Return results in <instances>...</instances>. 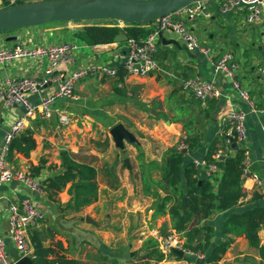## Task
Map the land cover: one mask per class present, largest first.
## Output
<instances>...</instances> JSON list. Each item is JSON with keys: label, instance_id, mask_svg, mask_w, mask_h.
Masks as SVG:
<instances>
[{"label": "crops", "instance_id": "crops-1", "mask_svg": "<svg viewBox=\"0 0 264 264\" xmlns=\"http://www.w3.org/2000/svg\"><path fill=\"white\" fill-rule=\"evenodd\" d=\"M4 3L8 4L7 0H0V9ZM206 8L210 14L208 19L183 21L214 56L225 52L233 55L240 65L236 80L247 92L250 103L239 97L225 74H214L204 55L188 52L170 32H164L158 40L155 54L158 69L155 73L146 77L125 75L122 81H118L117 76L95 74L79 81L75 87L77 100H58L53 104L51 118L44 119L37 113L25 123L23 130L32 131L35 148L27 158L14 154L9 163L14 168L29 171L38 167L39 173L33 176L43 182L59 171V153L66 150L77 161L91 164L96 169L97 198L75 212L66 208L69 201L67 187L56 194L44 191L38 195L15 182L1 186L0 236L4 239L9 260L16 261L18 253L8 233V205L23 199L31 200L45 216L44 221L28 232L31 246L28 257L32 262V235L38 236L44 247L54 250L49 259L64 256L78 264H126L132 259L138 260L143 255L146 240L155 241L156 236L174 231L168 211L177 196H173L164 208H158L161 199L169 194L159 188L161 167L167 150L177 149L180 140L190 137L197 140L198 148L193 152L186 148L182 152L184 164L204 160L212 143L215 153H222L220 160L234 156L240 149L247 153L249 174L260 183L250 177L243 178L244 196L235 207L210 215L204 213L199 222L194 218L188 229L211 227L212 247L230 240L220 264H261L257 248L250 245L243 233L223 235L222 228L230 214L254 207L264 208V74L259 71L264 67V17L256 24L247 25L240 13L220 14L216 0H208ZM89 25L93 24L85 21L52 22L4 32L0 33V47L71 43L77 46L72 67L104 65L116 70L122 67L127 52L123 35L109 44L113 46L110 51L97 54L92 47L73 36L74 32ZM143 27L151 31L153 23ZM45 67L46 61L43 60L10 61L0 66V89L6 80L44 78ZM69 68L60 70L64 74ZM190 77L214 83L221 96L200 104L181 91V83ZM56 86L49 83L40 94L29 95L28 100L37 105ZM231 110L245 114L246 141L237 145V149L233 144L225 145L223 136V119ZM23 113L20 106L1 109L0 147L10 125ZM59 113L70 119L65 128L59 126ZM117 125H122L130 137L121 144L111 136V130ZM125 159L128 168L123 164ZM204 171L202 167L197 168L198 177L211 179L215 193L221 170L209 178ZM204 222L206 225L203 226ZM257 231L258 246H264V230L259 227ZM180 237L184 244L185 238ZM187 258L172 253L164 255L162 261L150 264H193Z\"/></svg>", "mask_w": 264, "mask_h": 264}, {"label": "built area", "instance_id": "built-area-1", "mask_svg": "<svg viewBox=\"0 0 264 264\" xmlns=\"http://www.w3.org/2000/svg\"><path fill=\"white\" fill-rule=\"evenodd\" d=\"M23 0H7L9 6L16 5ZM208 0L196 1L179 10L165 15L153 21L152 30L139 41L128 39L125 42L127 52L122 62L125 75L146 77L155 73L158 69L155 60L158 40L164 32L174 34L184 45L188 52H198L207 58L208 64L214 74H225L230 80L234 90L239 97L250 103L246 91H244L236 80V73L240 69L233 55L225 52L220 56H214L211 50L202 45L197 36L192 33L184 23L183 19L194 21L197 19H208L210 17L206 8ZM24 3V1H23ZM217 9L220 14L227 15L240 13L247 25H253L264 17V0H216ZM151 24V23H150ZM77 46L71 43H61L49 46L23 47L14 45L11 47H0V66L17 59H28L46 61L44 78L34 79L22 77L6 80L0 89V111L2 108L20 106L23 108V115L16 119L6 131L0 147V187L8 183H19L29 191L41 195L44 192L43 183L35 178L29 169L14 168L8 161V148L11 140L18 136L24 129L25 123L35 117L37 113L49 119L53 114V104L58 100H77L75 87L77 83L90 75H103L114 78L117 70L104 65H89L87 67H72L75 63V52ZM70 67L64 74L60 70ZM72 67V68H71ZM264 74V67L259 70ZM49 83H55V90L41 98L37 105L28 100L29 95L40 94ZM181 91L191 95L200 104L204 105L210 100L221 96L220 90L212 82H205L198 77H190L181 83ZM60 127H67L70 119L63 113L58 114ZM245 114L242 111H229L224 119L225 130L223 133L225 145L242 144L246 141ZM187 148L185 139L178 143V150L185 151ZM221 152L215 153L213 159L219 160ZM196 168H204L205 176L212 177L218 168L213 163H206L205 160L195 161ZM243 168L241 179L250 177L257 184L260 182L248 171L249 159L244 151L242 161ZM43 212L29 199L19 202H11L8 205V233L14 249L18 253V259L11 261L5 252L3 237L0 236V264H15L19 259L28 257L31 252L28 232L38 223L44 221ZM158 251L163 255H171L173 250L183 253V256L194 259H202V253L193 252L184 247L181 237L175 231L155 237Z\"/></svg>", "mask_w": 264, "mask_h": 264}, {"label": "trees", "instance_id": "trees-1", "mask_svg": "<svg viewBox=\"0 0 264 264\" xmlns=\"http://www.w3.org/2000/svg\"><path fill=\"white\" fill-rule=\"evenodd\" d=\"M20 3H23V1ZM8 6L7 3H4L3 8ZM149 32L150 30L135 24L119 27L117 23H109L86 26L81 31L74 32L73 36L87 46L95 47L112 44L116 42L119 35H123L125 41L128 39L139 41ZM116 76L118 81H122L125 77V72L121 66L117 68ZM185 144L189 152H193L198 148V142L195 138L186 137ZM213 146L212 143L204 156V160L206 163L215 164L221 170L215 193L212 191L211 179L199 178L194 164L191 162L184 164L185 155L176 148L167 150L161 167L159 188L166 193L169 191V194L167 193L168 195L161 199L158 208H164L173 196H177L175 203L168 211L172 229L185 238V248L193 252L199 251L204 255L203 259L187 258V261L193 264H220V259L226 252L230 240L220 242L212 247L210 239L213 229L211 227H191L188 229V225L194 218H197L199 222L204 213L210 215L216 211H226L235 207L244 196L241 186L244 151L237 149L234 156L215 161L213 159L215 155ZM34 148L35 141L32 131L29 129L23 130L9 144L8 161H11L14 154H21L27 158ZM59 155V171L42 182L44 191L56 194L67 187L69 201L66 208L77 212L93 203L97 198V171L91 164L77 161L66 150L60 151ZM30 172L35 176L39 173V168L32 167ZM182 185L184 189L181 188ZM183 197L187 198L185 209H182L181 206ZM259 227L264 230V208L254 207L242 213L230 214L222 228V234L243 233L250 245L257 248L260 263L264 264V246H258L257 229ZM30 240L34 251L33 262L35 264H78L75 260L66 259L64 256L49 259L48 256L54 250L50 247H44L38 236L32 235ZM142 252L143 255L138 260L132 259L126 264H150V262H160L164 259V255L158 251L156 243L152 239L144 242Z\"/></svg>", "mask_w": 264, "mask_h": 264}, {"label": "water", "instance_id": "water-1", "mask_svg": "<svg viewBox=\"0 0 264 264\" xmlns=\"http://www.w3.org/2000/svg\"><path fill=\"white\" fill-rule=\"evenodd\" d=\"M196 1L203 0H40L24 2L0 9V33L52 22L115 21L126 25L146 26ZM112 48V45L95 46L92 47V51L98 54L110 51ZM111 136L119 144L124 139H130L122 125L115 126L111 130ZM232 146L235 149L238 147L236 144ZM123 164L129 167L126 159ZM181 206L182 209L186 208V197L181 199ZM204 225H206L205 222ZM172 253L183 258L181 251L173 250ZM15 264H33V262L29 257H23Z\"/></svg>", "mask_w": 264, "mask_h": 264}, {"label": "rangeland", "instance_id": "rangeland-1", "mask_svg": "<svg viewBox=\"0 0 264 264\" xmlns=\"http://www.w3.org/2000/svg\"><path fill=\"white\" fill-rule=\"evenodd\" d=\"M85 22L90 23V24H102V25H106V24H109V23H117L119 27L128 26V25L123 24V23L112 22V21H85Z\"/></svg>", "mask_w": 264, "mask_h": 264}]
</instances>
